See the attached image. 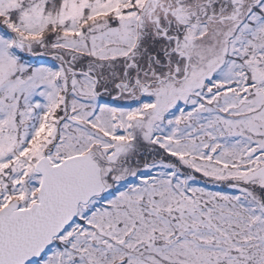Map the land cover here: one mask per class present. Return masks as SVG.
<instances>
[{
	"label": "snow or ice",
	"instance_id": "1",
	"mask_svg": "<svg viewBox=\"0 0 264 264\" xmlns=\"http://www.w3.org/2000/svg\"><path fill=\"white\" fill-rule=\"evenodd\" d=\"M0 264H264V0H0Z\"/></svg>",
	"mask_w": 264,
	"mask_h": 264
}]
</instances>
